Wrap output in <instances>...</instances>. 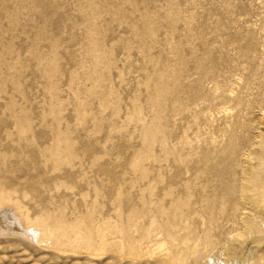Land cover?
<instances>
[{
  "label": "rangeland",
  "instance_id": "374dc122",
  "mask_svg": "<svg viewBox=\"0 0 264 264\" xmlns=\"http://www.w3.org/2000/svg\"><path fill=\"white\" fill-rule=\"evenodd\" d=\"M260 163L264 0H0V191L67 232L0 264H264Z\"/></svg>",
  "mask_w": 264,
  "mask_h": 264
},
{
  "label": "bare ground",
  "instance_id": "6f19581e",
  "mask_svg": "<svg viewBox=\"0 0 264 264\" xmlns=\"http://www.w3.org/2000/svg\"><path fill=\"white\" fill-rule=\"evenodd\" d=\"M262 164H256L255 168L245 169L241 182L243 197L245 199L252 198L258 203H264V165ZM30 217L27 213H24L23 206L9 192L0 191V234L20 233L30 239L42 242L45 246L51 245L60 236H67V232L64 233L59 229L52 228L45 219L36 218V221L32 222L33 219ZM13 229L15 231H12ZM72 231L73 235H68V237H71L69 240H77L80 231L76 228Z\"/></svg>",
  "mask_w": 264,
  "mask_h": 264
}]
</instances>
